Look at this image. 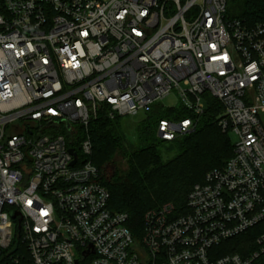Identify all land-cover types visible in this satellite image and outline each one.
<instances>
[{
	"label": "built area",
	"instance_id": "obj_1",
	"mask_svg": "<svg viewBox=\"0 0 264 264\" xmlns=\"http://www.w3.org/2000/svg\"><path fill=\"white\" fill-rule=\"evenodd\" d=\"M174 91L192 117L160 120V141L195 131L204 94L237 141L185 214L150 210L137 238L85 134ZM0 264H264V21L227 0H0Z\"/></svg>",
	"mask_w": 264,
	"mask_h": 264
},
{
	"label": "trees",
	"instance_id": "obj_2",
	"mask_svg": "<svg viewBox=\"0 0 264 264\" xmlns=\"http://www.w3.org/2000/svg\"><path fill=\"white\" fill-rule=\"evenodd\" d=\"M227 5L231 18L253 24L264 21V0H227ZM203 97L207 108L195 131L171 142L156 137L157 125L160 120L192 117L183 106H153L137 125L136 145L128 142L121 118L109 119L100 112L88 126L85 136L92 144L90 160L99 171L98 182L110 194L109 209L127 214L128 229L137 238L146 212L170 204L177 214H185L192 187L201 183L207 172L222 168L233 154L229 135L222 133L216 121L222 107L208 95ZM161 144H165L163 150ZM164 152L172 157L164 160ZM255 237L252 230L227 241L225 252L241 253Z\"/></svg>",
	"mask_w": 264,
	"mask_h": 264
},
{
	"label": "rangeland",
	"instance_id": "obj_3",
	"mask_svg": "<svg viewBox=\"0 0 264 264\" xmlns=\"http://www.w3.org/2000/svg\"><path fill=\"white\" fill-rule=\"evenodd\" d=\"M205 109L207 108V103L205 102V100L202 102ZM156 105H160L164 108L167 109H174V108H179L182 106L181 102L178 100L177 94L176 92H172L170 95H168L167 97H165L164 99H162L160 102L154 104V106ZM145 116H141V117H124L121 118V124L123 126V130L125 133V136L128 140V142L132 145H136L137 144V134H136V128L138 123L144 119ZM80 134L84 135V132H81ZM229 138H230V142L232 144H235L237 139L236 136L234 134H229ZM165 147V144H161L160 145V149L163 150ZM172 157L171 153H166L164 152L163 154V159L167 160L169 158Z\"/></svg>",
	"mask_w": 264,
	"mask_h": 264
},
{
	"label": "water",
	"instance_id": "obj_4",
	"mask_svg": "<svg viewBox=\"0 0 264 264\" xmlns=\"http://www.w3.org/2000/svg\"><path fill=\"white\" fill-rule=\"evenodd\" d=\"M72 153V151H70ZM75 163V161L72 162V165ZM17 214H13L12 217L15 218Z\"/></svg>",
	"mask_w": 264,
	"mask_h": 264
}]
</instances>
